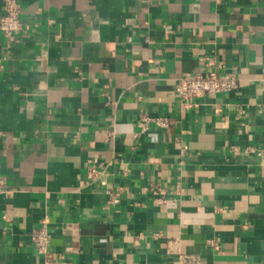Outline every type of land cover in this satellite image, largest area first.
<instances>
[{
    "label": "crops",
    "instance_id": "0c3cea01",
    "mask_svg": "<svg viewBox=\"0 0 264 264\" xmlns=\"http://www.w3.org/2000/svg\"><path fill=\"white\" fill-rule=\"evenodd\" d=\"M19 5L22 30L0 34V264H44L42 219L51 264H172L168 241L202 264H264V0ZM208 71L236 87L174 93ZM142 113L173 124L142 131Z\"/></svg>",
    "mask_w": 264,
    "mask_h": 264
},
{
    "label": "built area",
    "instance_id": "2783aa9c",
    "mask_svg": "<svg viewBox=\"0 0 264 264\" xmlns=\"http://www.w3.org/2000/svg\"><path fill=\"white\" fill-rule=\"evenodd\" d=\"M2 11L0 13V34L10 43V40L22 30L20 21V5L19 0H1ZM166 31L169 26L164 27ZM207 66V63L204 64ZM238 82V77L235 72H223L221 74L214 71L205 73L195 72L189 75L178 77L174 85V93L183 101H187L188 105H195L193 99L216 95L233 90ZM153 123L156 126L167 128L173 124V121L168 116H154L150 117L146 113L140 115V124L142 131L148 129L149 124ZM246 154L254 152L260 156L261 149L253 147H246L244 149ZM117 162L113 160V163ZM95 173L93 167L89 168L88 174L90 176ZM150 190L155 195H158L156 203L164 205L167 200L164 197V189L159 184L152 185ZM107 195L105 208L116 205L120 200V188H106L104 190ZM31 244L35 252L43 257L44 264H51V253L48 250L49 245V232L47 228L46 219L40 221L39 226L33 228L29 233ZM175 241H168V253L174 254L177 258L172 264H202L200 258L195 255H185L179 253L176 248Z\"/></svg>",
    "mask_w": 264,
    "mask_h": 264
}]
</instances>
